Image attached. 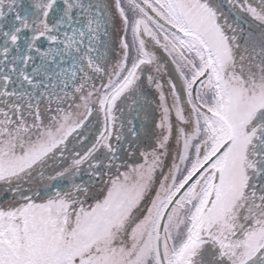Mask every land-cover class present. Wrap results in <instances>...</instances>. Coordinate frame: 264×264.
<instances>
[{"label":"snow or ice","instance_id":"1","mask_svg":"<svg viewBox=\"0 0 264 264\" xmlns=\"http://www.w3.org/2000/svg\"><path fill=\"white\" fill-rule=\"evenodd\" d=\"M0 264H264V0H0Z\"/></svg>","mask_w":264,"mask_h":264}]
</instances>
